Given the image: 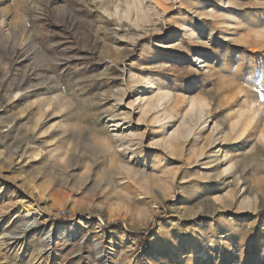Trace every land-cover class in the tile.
Listing matches in <instances>:
<instances>
[{
  "label": "rangeland",
  "instance_id": "374dc122",
  "mask_svg": "<svg viewBox=\"0 0 264 264\" xmlns=\"http://www.w3.org/2000/svg\"><path fill=\"white\" fill-rule=\"evenodd\" d=\"M0 264H264V0H0Z\"/></svg>",
  "mask_w": 264,
  "mask_h": 264
},
{
  "label": "trees",
  "instance_id": "16d2710c",
  "mask_svg": "<svg viewBox=\"0 0 264 264\" xmlns=\"http://www.w3.org/2000/svg\"><path fill=\"white\" fill-rule=\"evenodd\" d=\"M132 236L134 238H136L137 240H139L140 238H142V236L144 238V234L143 233H139V232H132Z\"/></svg>",
  "mask_w": 264,
  "mask_h": 264
}]
</instances>
